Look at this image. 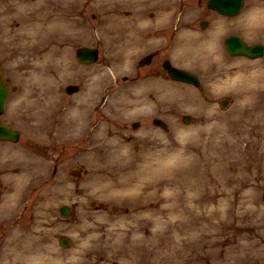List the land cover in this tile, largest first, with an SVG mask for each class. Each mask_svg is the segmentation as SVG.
<instances>
[{"label":"rangeland","instance_id":"374dc122","mask_svg":"<svg viewBox=\"0 0 264 264\" xmlns=\"http://www.w3.org/2000/svg\"><path fill=\"white\" fill-rule=\"evenodd\" d=\"M8 1L0 26L18 29L26 17V49L42 54L0 41L14 87L0 120L20 130L17 142L0 141V264H264V77H252L264 55L231 57L223 46L232 32L264 43V0H246L233 17L205 0H29L31 13L15 10L10 21ZM47 7L54 34L29 18ZM83 44L99 48L97 62L76 60ZM156 47L200 85L169 78L162 53L136 76ZM68 82L81 90L66 94ZM130 173L117 196L94 189ZM62 204L75 218L61 216ZM19 237L38 254L23 253Z\"/></svg>","mask_w":264,"mask_h":264},{"label":"bare ground","instance_id":"6f19581e","mask_svg":"<svg viewBox=\"0 0 264 264\" xmlns=\"http://www.w3.org/2000/svg\"><path fill=\"white\" fill-rule=\"evenodd\" d=\"M29 0H15L14 3H15V6H13V4L9 5V9L7 11L8 15L11 16L13 14V12L15 10H18L20 11L21 13L22 12H25L27 14L31 13L33 7L29 6ZM260 14H261V17L259 18V20H264V11H259ZM32 17H37L38 18V22L40 23L39 25V29H44L43 31H45L47 29V32L46 34H54L56 33V31L53 29L54 25H55V19L57 17L56 14H53L52 13V8L51 7H47L43 13H40V14H32L29 18L32 19ZM41 20H40V19ZM27 18L26 17H23L21 19V25L18 29H9L6 31V35L8 37V42L9 44L12 45V42L13 40H17L18 42V45H15L16 47H18V49L21 48L22 52H24L25 54H33V55H41L42 52H41V48L40 46H38L37 48H31L30 46H28V49H26V41H27V32H26V27H25V22H26ZM42 31V30H41ZM116 33H120L123 34V27H118V28H115L114 30ZM36 35V33H34ZM29 35L31 36L32 33H30L29 31ZM28 35V36H29ZM33 36V35H32ZM120 36V35H118ZM52 35L47 36L45 35V38H51ZM114 38V37H113ZM118 38V37H116ZM46 40V39H45ZM30 47V49H29ZM257 71H260L259 69ZM261 72V71H260ZM252 77L253 78H257V79H261L262 77H264V73L261 72V73H252ZM37 78V76H36ZM256 80V79H255ZM38 82H42V77H38L37 79ZM119 171L120 169L117 170V175L119 174ZM135 175L134 173H130V174H124L123 176V179L121 178V180L117 181V182H114V181H110L109 184L108 183H104L103 180L99 181L97 183V185L94 187L95 190H102L100 191L104 196L106 197H114V196H117L119 193H120V189L116 188L117 185H122V186H127L129 184V181L130 179L132 178V176ZM19 177H16L15 179H19ZM174 209H175V206L173 205L172 206ZM25 241L19 237V241L17 242V247H20L22 249V252L23 253H31L32 251H36L37 254H38V247L35 249V246L34 244L28 242L27 244H22L24 243ZM22 244V245H21ZM22 258H25L24 256L21 255ZM39 260V257L36 258ZM24 260H28V259H22V261ZM28 263V262H27Z\"/></svg>","mask_w":264,"mask_h":264},{"label":"water","instance_id":"95a60500","mask_svg":"<svg viewBox=\"0 0 264 264\" xmlns=\"http://www.w3.org/2000/svg\"><path fill=\"white\" fill-rule=\"evenodd\" d=\"M242 2L243 0H210L208 2V5L218 9L222 13L234 14L240 10L242 6ZM225 45L231 54H244L247 56L261 54L262 49H263L261 46H253V47L247 46L236 35L228 36L225 39ZM77 54L79 57H85L87 61H94L97 58V49L78 48ZM164 65L165 67L169 69V73L174 78L197 82L195 77L192 76L191 74L185 71L170 67V65H168L166 62L164 63ZM6 93H7L6 86L2 83L1 77H0V112L2 111V108H3V102L6 97ZM155 122L161 123L160 120H155ZM17 137H18V132L16 130H13L5 125L0 124V138H11L13 140H16ZM60 211L63 215H67L68 212L70 211V207L67 205H63L60 207ZM68 242H69L68 238L64 236L60 237V243L62 245H67Z\"/></svg>","mask_w":264,"mask_h":264},{"label":"flooded vegetation","instance_id":"af4514ba","mask_svg":"<svg viewBox=\"0 0 264 264\" xmlns=\"http://www.w3.org/2000/svg\"><path fill=\"white\" fill-rule=\"evenodd\" d=\"M157 54V52H154L153 53V56L151 57V59H150V61L152 60V58L154 57V55H156Z\"/></svg>","mask_w":264,"mask_h":264}]
</instances>
